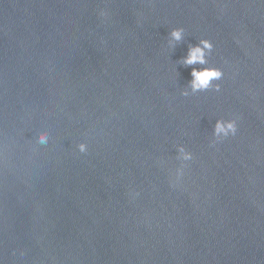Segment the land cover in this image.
I'll return each mask as SVG.
<instances>
[{
  "label": "water",
  "instance_id": "water-1",
  "mask_svg": "<svg viewBox=\"0 0 264 264\" xmlns=\"http://www.w3.org/2000/svg\"><path fill=\"white\" fill-rule=\"evenodd\" d=\"M200 38L225 75L183 96ZM0 260L264 264V0H0Z\"/></svg>",
  "mask_w": 264,
  "mask_h": 264
},
{
  "label": "clouds",
  "instance_id": "clouds-1",
  "mask_svg": "<svg viewBox=\"0 0 264 264\" xmlns=\"http://www.w3.org/2000/svg\"><path fill=\"white\" fill-rule=\"evenodd\" d=\"M101 17L107 15L103 10L99 13ZM185 29L183 27H174L168 33L167 48L174 50L176 45L185 40ZM214 44L207 38H200L197 43H189L187 51L177 63L190 68L191 79L188 81V86L181 90V95L189 96L199 92L214 90L219 92L221 85L220 81L224 78V71L221 67L210 64L209 57L212 55ZM237 133V119H217L212 131L211 144H216L225 140L228 137L235 136ZM36 143L39 145H47L50 140L47 131H40L35 137ZM80 153L88 151L87 143L81 142L77 146ZM178 159L182 162L191 161L193 155L187 151L183 145L177 147ZM184 174V165L176 169V179L179 180ZM175 186V185H173ZM23 254V253H21ZM0 264L3 261L0 260Z\"/></svg>",
  "mask_w": 264,
  "mask_h": 264
}]
</instances>
